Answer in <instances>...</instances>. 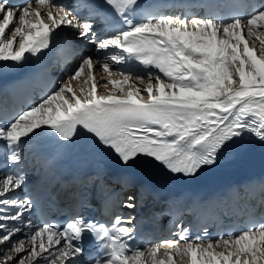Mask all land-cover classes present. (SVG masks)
I'll return each instance as SVG.
<instances>
[{"label":"snow or ice","instance_id":"1","mask_svg":"<svg viewBox=\"0 0 264 264\" xmlns=\"http://www.w3.org/2000/svg\"><path fill=\"white\" fill-rule=\"evenodd\" d=\"M102 5L126 25L106 29L111 34L103 38L91 22H81L55 0L20 5L0 0V60L21 63L26 54H40L61 27L77 29L99 54L95 60L82 58L68 80L0 125L9 163L20 162L21 144L39 131L63 141L88 138L125 167L149 160L185 177L215 164L246 134L264 143V10L228 22L152 14L133 22L138 0H102ZM129 62L138 69L112 71V65ZM96 65L109 77L103 88L111 85L110 91L98 90ZM73 81L85 87L76 89ZM22 184L17 174H0V264H78L85 234L97 245L91 264H174L173 252L159 255L165 245L190 264H264V221L215 242L190 240L185 229L183 243L164 240L144 249L131 246L133 230L124 226L131 221L120 216L110 224L78 217L23 233L13 223H23L31 207L30 200L14 197ZM132 199L124 206L134 207ZM24 227L32 229L31 221ZM20 233L24 239L15 238Z\"/></svg>","mask_w":264,"mask_h":264},{"label":"bare ground","instance_id":"2","mask_svg":"<svg viewBox=\"0 0 264 264\" xmlns=\"http://www.w3.org/2000/svg\"><path fill=\"white\" fill-rule=\"evenodd\" d=\"M56 3L59 4H66V7L68 8L69 11L74 12V14L78 15L81 18V22L84 21H89L94 25V32L96 33L97 36L103 38L104 35L101 34V31L99 29V27L102 25L101 23H99L97 21V18L92 15L87 14V9L85 7H83L81 5L80 2H78V4L75 3V0H55ZM35 6V5H34ZM55 33L62 36L63 39L67 42L66 46L67 48L70 50L69 56L66 60H64V63L62 66L57 65L55 66L52 71V77L54 78L55 82L57 83L56 88L59 86V84L63 83L64 81L68 80V78L71 76V74L74 72V70L76 69V65L78 63L81 62L82 58H84L85 56H91L93 57V59L95 60L98 56V53L95 51L93 52V50L91 49L92 44L87 41V40H81L80 37L76 34L78 33L77 29L75 28H70V27H61L60 29L55 30ZM109 51H115V49H110ZM2 61V60H0ZM119 65H112V71L115 73L117 71H120L118 68ZM95 74L98 78L99 81V91L100 92H107L111 90V85L109 86V89H104L103 88V84L107 82V80L109 79V77L107 76L106 73H103L100 65H96L95 67ZM100 77H103V79H100ZM63 78H65L63 80ZM81 79H86V77H83ZM111 79H120L119 76L117 75H113L111 77ZM73 87L76 89H79L80 87H85V85H83L82 83L78 82V81H73L72 82ZM125 88H127V86H124ZM35 137V134L31 136L30 139H25L24 142L21 144V149H24L27 145V143L33 139ZM239 144V149L234 148L233 150L235 151L236 155L233 156V158L229 159L231 163H226V160H224L221 163V166L226 167L225 165H230L232 164L235 160L239 161H244L245 162V158H244V145L245 142L243 140L238 142ZM226 163V164H225ZM241 164H238L237 166L234 167V169L237 170V174L240 173L239 169H237L239 167V165H242V162H240ZM225 164V165H224ZM262 164H264V161L262 162ZM239 171V172H238ZM223 178H227V176H215L214 178H211L208 182L207 185H209V183H217L220 182L221 179ZM19 189L15 192L14 197H16L19 194ZM23 229V233H27L28 230L27 228L22 227ZM23 233L17 234V237H15L16 239H24V235ZM216 251H223V248H217ZM165 252H173L174 255V264H190V260L187 256H181V255H176L174 252V249L168 248L167 245L164 246L161 250L159 255L163 256V254ZM78 262H80L78 260ZM79 264V263H78Z\"/></svg>","mask_w":264,"mask_h":264},{"label":"rangeland","instance_id":"3","mask_svg":"<svg viewBox=\"0 0 264 264\" xmlns=\"http://www.w3.org/2000/svg\"><path fill=\"white\" fill-rule=\"evenodd\" d=\"M66 6V5H65ZM78 31V30H77ZM77 35H78V33H76ZM91 49L93 50V52H95V48H94V46L92 45L91 46ZM77 66H78V64L76 65V68H77ZM65 78H63V80H64ZM60 85V84H59Z\"/></svg>","mask_w":264,"mask_h":264}]
</instances>
